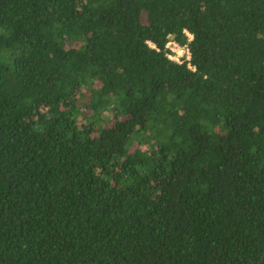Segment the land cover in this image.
<instances>
[{"label":"trees","instance_id":"1","mask_svg":"<svg viewBox=\"0 0 264 264\" xmlns=\"http://www.w3.org/2000/svg\"><path fill=\"white\" fill-rule=\"evenodd\" d=\"M0 264H264V0H0Z\"/></svg>","mask_w":264,"mask_h":264},{"label":"built area","instance_id":"2","mask_svg":"<svg viewBox=\"0 0 264 264\" xmlns=\"http://www.w3.org/2000/svg\"><path fill=\"white\" fill-rule=\"evenodd\" d=\"M185 32L189 38V41H191L193 39V36L189 32ZM166 49L170 52H168V57L175 62L182 63L184 62V60H190L191 58V52L188 46L182 45L174 38L169 40L166 45Z\"/></svg>","mask_w":264,"mask_h":264},{"label":"clouds","instance_id":"3","mask_svg":"<svg viewBox=\"0 0 264 264\" xmlns=\"http://www.w3.org/2000/svg\"><path fill=\"white\" fill-rule=\"evenodd\" d=\"M186 31H187V30H186ZM187 32H188V31H187ZM185 33H186V32H185ZM189 33H190V32H189ZM190 34H191V33H190ZM191 35H192V34H191ZM172 38H174V37H173V36H170L169 40L172 39ZM174 39H175V38H174Z\"/></svg>","mask_w":264,"mask_h":264}]
</instances>
